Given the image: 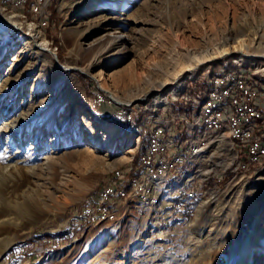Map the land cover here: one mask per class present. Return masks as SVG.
I'll use <instances>...</instances> for the list:
<instances>
[{
	"label": "rangeland",
	"instance_id": "rangeland-1",
	"mask_svg": "<svg viewBox=\"0 0 264 264\" xmlns=\"http://www.w3.org/2000/svg\"><path fill=\"white\" fill-rule=\"evenodd\" d=\"M44 1L46 14L40 18L30 7L0 0L5 16L22 24L13 27L0 17V129L21 111L32 116L30 136L23 137L21 148L0 130V258L18 246L27 251L21 264H246L245 246L254 240L264 246V161L259 168L237 170L229 135L194 131L193 123L187 128L177 117L187 107L180 93L203 70L249 65L264 71V0ZM38 3L33 0L31 6ZM30 23L41 30L49 48L40 49L32 40ZM233 24L231 42L243 34L256 38L247 51L255 61H238L229 54L194 74L186 72L177 96L163 90L168 105L151 95L144 101L137 98L149 80L161 83L193 51L215 46ZM115 30L127 43L109 41ZM76 69L89 75L80 78ZM88 84L96 94L93 99ZM110 92L123 101L113 100ZM89 102L107 115L128 108L135 117L147 112L148 132L162 114V120L175 122L180 138L189 135L193 144L204 143L202 154L185 167L201 171L198 177L204 179L189 221L171 223L167 233L164 227L157 235L158 227L148 228L131 206L116 221L82 231L72 228V210L113 168L138 156L143 139L138 142L132 129L97 119L86 107ZM108 125L118 133L111 146L99 148V161L93 163L86 154L97 145L91 137L105 135ZM37 139L40 143L32 148ZM248 264L260 263L255 259Z\"/></svg>",
	"mask_w": 264,
	"mask_h": 264
},
{
	"label": "bare ground",
	"instance_id": "bare-ground-1",
	"mask_svg": "<svg viewBox=\"0 0 264 264\" xmlns=\"http://www.w3.org/2000/svg\"><path fill=\"white\" fill-rule=\"evenodd\" d=\"M11 1V0H10ZM12 4L14 5V0H12ZM16 5V3H15ZM24 8V5H16ZM37 15V13H35ZM0 17L4 18L8 23H10L13 27H21L22 24L17 21V19H13L12 17H6L5 14L0 9ZM30 36L32 40L37 43L38 47L40 49H47L49 48V43H47L44 35L42 34L41 30H36V27L33 26V24L30 23ZM229 30L228 33H225L220 37L218 40V43L213 46L212 48H209L207 50L199 51L195 54L193 51L192 54H190L191 57L186 59V63L178 64L177 68L173 71L171 74H167L163 77V80L161 83H158L157 81H150L149 84L146 85V87L143 90V93L139 95L137 98L141 100H146L147 96L151 95L155 102L158 104H164L168 105L166 101V96L163 94V90L166 88H169L172 93L177 96L178 92L183 88L181 83V77L187 72L194 74L195 70L203 65H206L210 63V61H214L217 58L226 57V55H233L238 61H241L243 57H250L253 61V54L248 53L250 48L254 45V40L256 38L251 37L249 34H243L241 35L240 39H235L234 42H231L233 39V36L235 34L229 33L232 28H234L233 25L228 26ZM241 29V28H240ZM34 30V31H33ZM242 30V29H241ZM242 32V31H241ZM114 37H112L109 41L111 43L116 44H125L127 43V39L124 34H121L119 30H115L112 34ZM110 36V35H109ZM248 36V37H246ZM258 37H260L258 35ZM261 41L259 42V44ZM106 48L101 49L95 56V61L100 60V55L105 52ZM264 57V55H262ZM236 65L233 68H219V69H213L211 70L210 67L203 70L202 74H200L198 77H195L194 80H197V86H205V79H198L199 77H204V73H207L208 71V80L211 79V81H219L220 80V86L222 89H227L232 87V78H228V73H242V71L245 70H252L249 65ZM64 68V67H63ZM86 72H89V66L84 69ZM218 70H225V71H218ZM216 71H218L216 73ZM193 80V81H194ZM192 83V82H191ZM255 83L256 84H264V71L258 69V74L255 76ZM206 87V95L201 94L199 92L192 93V101L196 100L197 105L195 106H187L186 111L184 113L181 112L180 114V120H187V116H195L198 113V106H208L209 103V95L216 94V86L210 85L205 86ZM189 87L186 86L185 90L180 93V96H184L186 94V91ZM110 94L113 96V100L115 99L117 102H122L123 100L119 99L115 93L110 92ZM131 101V100H130ZM212 112H224V105L222 104H214L212 105ZM225 116L226 118H235V105L234 104H227L225 105ZM32 117V116H31ZM28 114L25 113V111H21L17 114V117L14 120L7 121V123L3 124V127H1V132H9L8 134L12 136V139L18 143V148H21L20 142H23L24 136H30L31 132V125H29L30 118ZM158 120L156 121L158 125V132L163 131H175V124L174 123H163L162 120V114H157ZM256 118V128H257V134L258 136H261V138H264V117H255ZM163 123V124H162ZM128 129H132L135 131L137 135H139L138 142H140L142 137L141 132L144 131V124H139L137 121H131L127 122ZM107 125V124H106ZM190 126V123H189ZM28 128V129H26ZM192 130H202L204 133H209L210 135L217 134V127H214V120L206 121V122H195L191 126ZM241 131V122L240 121H230V127L224 128L223 131H220L218 134L226 133L229 135L230 142L233 139L232 133H239ZM106 134L102 136H96L92 135V139L96 141L97 145L93 147V149H89L87 151V155H89V159L91 162L96 163L99 161L98 158V152L100 147H104L106 145H110L113 143L115 139V135L118 133V129L115 128V126L108 125L106 126ZM250 134V140H257V134L256 132H249ZM148 137V143H151V141H154V137L152 133H147ZM11 139V140H12ZM182 142V138H180L179 135H163L158 137V144H164L165 145H175L180 144ZM40 143V140H34V143L32 144V148L37 146ZM233 144V143H232ZM109 146L108 152L111 151V148ZM147 148V146H146ZM203 147H201V150ZM233 149L235 150V146L233 144ZM263 154L258 155L256 157V164L261 165L264 161V147L262 148ZM20 151V150H19ZM237 151V156L239 159V150ZM185 157H196L200 156L199 149L196 150H184ZM16 154V153H15ZM144 153L140 156H136V154L131 156V160L125 162L122 165H117L115 168H113L111 171V175H113V184H116V187H124L123 186V178H122V172L124 171L125 177H132L133 170L135 171H143L142 170V158ZM136 156V157H135ZM18 157V156H17ZM12 158V157H11ZM10 158V161H11ZM14 158V157H13ZM196 160V159H195ZM19 161V160H18ZM238 161V160H237ZM15 162H17L15 160ZM10 163V162H9ZM7 164L5 167L10 166V164ZM18 163V162H17ZM16 165V164H15ZM18 165V164H17ZM16 165V167H18ZM187 165L182 166V170L177 172L176 174H165L164 176H158V175H151L149 177V185L152 187H158L157 190L153 191L152 193V200L151 196L149 197H143L137 200H133L130 202H127V200H131V190H124L123 195H120L118 198V203L120 206H127V210H130L129 208L132 206V208L135 206L138 208L137 210H145L148 209L150 206L151 209V216H159L160 210L163 208V201L167 198V195L171 193H181L185 191V197H168L169 206L171 207H182L185 205H191L190 210H182L181 215L177 213H167L165 215L166 223H163V228L170 225L174 222H182L183 217H187L186 220L189 221L192 216L194 215L196 208H197V198L203 193V186H204V179L199 178L198 176L201 175V171L194 173L186 171L185 168ZM251 165H245L244 167H240L237 170H247ZM192 178H196L198 181V184L200 186V190L198 194H196L192 190H187V184H189V180ZM113 184H105V192L107 194V197H116V187ZM91 195V194H90ZM90 195H87L84 197L81 205L77 208H74L72 210V215L69 218L70 225L76 221V228L79 231H82L85 229V227L97 225L98 223L106 221L105 214L97 215L96 220V214L93 212V205H86V201L89 199ZM100 203V210L101 209H108V203L106 198L99 199ZM86 205V206H85ZM78 212H84L78 213ZM145 225L148 228H156L160 230V233H156L157 235H161L162 228L160 227V219H152L149 223H145ZM164 232V231H163ZM59 241V239H58ZM61 241V240H60ZM59 241V244L61 242ZM22 248L21 249H15L13 252L14 255V264H21L22 260L26 257V254L24 253ZM27 252V251H26ZM243 258L245 259V263L248 264L251 262V260H258V263L264 264V246L260 247V244L257 242V240H254L251 243H248L245 246V249L242 252ZM0 262H3V256L0 258Z\"/></svg>",
	"mask_w": 264,
	"mask_h": 264
},
{
	"label": "built area",
	"instance_id": "built-area-1",
	"mask_svg": "<svg viewBox=\"0 0 264 264\" xmlns=\"http://www.w3.org/2000/svg\"><path fill=\"white\" fill-rule=\"evenodd\" d=\"M14 1L16 5H24L25 10H28L30 7L29 10L35 11V13H37L40 18L46 14L45 8L42 6L45 2L44 0H39V3L37 4L38 6L35 7L31 6L33 0ZM251 69L252 70L242 71V73H228V78H232V87L227 89L221 88L220 80H208V72L211 70L207 73H204V77H199L198 79H205V86H216V94L209 95L210 104H208V106H198L197 115L187 116V120H180V114L177 117L178 120L184 121V124H186L187 128H189V123L214 120V127H217V134L220 131H223L224 128L230 127V121H240L241 131L239 133H232L233 139L231 141L235 146V150H239V159L235 165L236 169L244 167L245 165H251L256 168H259L261 165H263L256 164V157L263 154L262 148L264 147V138H261V136H258L257 134L255 117H264V84L255 83V76L258 74V67H253ZM218 71H216V73ZM205 86H197V80H194L191 84H188L189 88L187 89L186 94L184 96H180L179 98L187 106H195L197 103L196 100L192 101V93L199 92L206 95ZM98 98L99 100L102 99L100 95ZM214 104L224 105V112H212V105ZM227 104L235 105V118H226L225 105ZM115 114L120 118V120L124 122L136 121L135 116L131 114L128 109L118 111ZM171 120L175 121L174 114H172ZM163 123L166 124L170 122L163 120ZM172 123L175 124V122ZM143 124L144 131L141 133H152L154 137V141H151V143L147 144L144 155L141 156L143 171L133 170L132 177H125L123 171L122 178L124 187H116V184H113V175H111L106 181L100 184L96 191L91 193L85 204L93 205V212L96 214V220L97 215L105 214L106 221H116L121 214L126 215L129 212V210H127V206H120L118 203V198L120 195H123L124 190H131V200H127V202L149 196H151L152 200V193L153 191L157 190L158 187H152L149 185V177L151 175L164 176L165 174H176L183 169L182 166L187 165L190 161H193L199 157H185L184 150L199 149L200 155L202 154L203 149L201 150V147H204V143L198 141L196 144H193L189 139V135H186L187 139L184 138L185 136H182V142H180V144H158L159 136L179 135V133H177L178 129L176 125L175 131L158 132V125H154L152 131L148 132L145 130L148 127V124H146L145 121ZM249 132H256L257 140H250ZM188 133H191V131ZM105 184H113L116 187V197H107L104 187ZM187 190H192L198 194L200 186L196 178L189 180V184H187ZM181 196L185 197V191L181 193L170 192L167 195V198L162 200L163 208L160 210L159 216H151L150 206L148 209L137 211L145 219V223H149L152 219H160V227L162 228L163 232V223H166L165 215L167 213H177L181 215L182 210L191 209V205H189V203L188 205L182 207L169 206L168 197ZM101 198L107 199L108 209L100 210L99 199ZM78 213L84 214V212ZM186 218L187 217H183V221H186ZM98 224L101 223H98L97 220V225ZM71 226L76 230V221L72 223ZM167 232L168 231H166V233ZM15 249L21 248L15 246L11 250L5 251V253L2 254L3 262H0V264H14L15 261L13 252ZM23 250L26 249L22 248V252Z\"/></svg>",
	"mask_w": 264,
	"mask_h": 264
},
{
	"label": "trees",
	"instance_id": "trees-1",
	"mask_svg": "<svg viewBox=\"0 0 264 264\" xmlns=\"http://www.w3.org/2000/svg\"><path fill=\"white\" fill-rule=\"evenodd\" d=\"M229 65H233V63H231ZM76 74H78L80 78L81 77L86 78V76L84 74H81V73L79 74V72H76ZM88 89L90 90V97L93 99L96 96V94H95V92H94V90H93V88L91 87L90 84H88ZM86 107H87L88 111L91 112L97 119L105 121V122H108V123H111V124H116V125L124 128V129H128L127 122H124V121L120 120V118L115 113L112 114V115L103 114L101 111H99L97 106H95L94 103H92V102H89L86 105ZM130 109L131 108H128V111H130ZM185 109H186V106H185ZM183 111H184V107H183L181 112H183ZM146 115H147V112H143L139 116H136L135 120L139 124H143V122H144L143 120L145 119ZM142 137H143V139H142V142H141V145H140V152H139L138 156H140V155H142L144 153V151L146 149V146H147V142H148L147 134H144ZM61 239L63 241H67L69 238L62 237Z\"/></svg>",
	"mask_w": 264,
	"mask_h": 264
},
{
	"label": "water",
	"instance_id": "water-1",
	"mask_svg": "<svg viewBox=\"0 0 264 264\" xmlns=\"http://www.w3.org/2000/svg\"><path fill=\"white\" fill-rule=\"evenodd\" d=\"M217 61V60H216ZM218 61H219V59H218ZM213 62H215V61H213ZM58 66H60L61 68H63V66L60 64V63H58ZM66 70H70L69 68H65ZM71 70H73V69H71ZM76 70H78L79 72H81L82 74H86V75H89V74H87L86 72H84V71H82L81 69L79 70V69H76ZM90 77H92V76H90ZM93 78V77H92ZM136 103H139L138 101H136V100H132V101H130V104H136ZM130 104H125V105H127V106H129Z\"/></svg>",
	"mask_w": 264,
	"mask_h": 264
}]
</instances>
